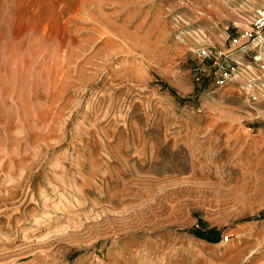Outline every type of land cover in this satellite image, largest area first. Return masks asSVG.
<instances>
[{
  "label": "rangeland",
  "instance_id": "1",
  "mask_svg": "<svg viewBox=\"0 0 264 264\" xmlns=\"http://www.w3.org/2000/svg\"><path fill=\"white\" fill-rule=\"evenodd\" d=\"M263 4L0 0V264L264 262Z\"/></svg>",
  "mask_w": 264,
  "mask_h": 264
},
{
  "label": "built area",
  "instance_id": "2",
  "mask_svg": "<svg viewBox=\"0 0 264 264\" xmlns=\"http://www.w3.org/2000/svg\"><path fill=\"white\" fill-rule=\"evenodd\" d=\"M264 31V4L259 7L252 19L247 24V29L244 31V36H246L248 39H251L252 41L260 42V35ZM228 78L227 72H222L219 75V79L217 81V84L219 86H223ZM256 264H264L263 261L257 262Z\"/></svg>",
  "mask_w": 264,
  "mask_h": 264
},
{
  "label": "trees",
  "instance_id": "3",
  "mask_svg": "<svg viewBox=\"0 0 264 264\" xmlns=\"http://www.w3.org/2000/svg\"><path fill=\"white\" fill-rule=\"evenodd\" d=\"M213 232L214 231L210 229V230H207L206 233L199 234L198 236L201 237V238H204V239H206L208 241H213L214 238L210 237V234H212Z\"/></svg>",
  "mask_w": 264,
  "mask_h": 264
}]
</instances>
